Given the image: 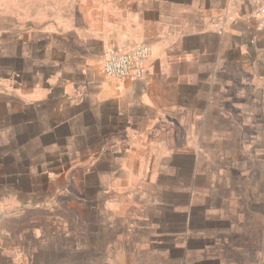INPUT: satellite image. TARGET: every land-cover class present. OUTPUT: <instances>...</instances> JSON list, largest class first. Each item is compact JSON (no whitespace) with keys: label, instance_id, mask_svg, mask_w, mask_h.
<instances>
[{"label":"crops","instance_id":"1","mask_svg":"<svg viewBox=\"0 0 264 264\" xmlns=\"http://www.w3.org/2000/svg\"><path fill=\"white\" fill-rule=\"evenodd\" d=\"M111 5L95 12L93 23L79 25L77 35L65 27L44 28L39 45L45 59L31 50L30 62L52 70L30 80L33 86L40 78L45 84L37 83L29 102L19 100L26 105L20 111L31 115L35 134L31 130L29 136L67 144L71 139L77 159L93 161L84 174L95 172L96 194L114 186L107 177L135 173L142 178L137 186L157 192L155 199L142 206L126 197L123 203L141 208L142 215L111 216L106 211L114 213L111 203L97 195L95 230L49 241L40 261L41 249L32 239L23 242L12 231L6 249L0 229V264L14 256L12 247L19 243L15 250L29 264H264V235L247 239L246 217L215 211L220 207L214 200H184L176 189L198 145L212 143L216 130L226 133L228 120L214 116L232 110L231 95L244 91L246 80L264 82L260 0H112ZM143 42L151 47L145 79L120 81L103 73L107 54ZM23 58L13 57L20 63ZM155 160L158 168L152 167ZM168 160L171 165L163 168ZM130 161L137 164L132 168ZM22 175L12 180L19 184ZM167 176H178L169 183L174 192L169 200Z\"/></svg>","mask_w":264,"mask_h":264},{"label":"rangeland","instance_id":"2","mask_svg":"<svg viewBox=\"0 0 264 264\" xmlns=\"http://www.w3.org/2000/svg\"><path fill=\"white\" fill-rule=\"evenodd\" d=\"M111 1L0 0V176L6 175L0 177V229L7 236L3 243L6 249L11 247L8 238L12 231L23 242L26 238L32 239L35 248L42 252L39 261L49 241L60 242L62 234H84L95 230L97 195L104 198L102 203H111L109 207L114 213L108 209L109 215L130 216L142 215L141 208L133 205L143 206L145 201L155 199L157 193L147 192L142 185L139 188L137 185L142 178L133 173L107 177V183L114 186L96 194L93 188L95 172L84 174L91 169L93 161L78 160L71 139L67 144L40 134L29 136L31 130H35L31 115L20 111L26 105L19 100L29 102L30 91L35 90L37 83L43 87L45 80L41 78L52 70L51 65L37 66L30 62L31 50L38 51V56L45 59V48L43 44L39 45V40L44 38V28L65 27L64 30L77 35L74 32L78 26L84 22L93 23L95 12L101 11L104 5L112 7ZM17 55L24 57L21 63L13 59ZM37 73L41 78L34 81L33 86L30 80ZM255 83L246 80L245 90L231 95L236 104L231 105L232 110L214 116L228 120L226 133L219 135L216 130V134L210 136L212 143L198 145L199 150L192 154L189 172L180 177V187L176 188H181L184 200L194 197L214 200L220 207L214 208L215 211L246 217L247 223L242 226L246 227L249 240L264 235V82ZM31 137L33 142L29 143ZM209 149L210 153L206 151ZM134 162L137 164V161H130V167L133 168ZM163 162L166 163L163 168H168L172 161ZM144 163L148 164L149 160ZM157 163V160L153 161L152 167L158 168ZM19 171L23 175L18 184L12 180V175ZM28 173L32 176L26 175ZM162 178L158 177L161 181ZM177 178L166 177L167 200L174 196L173 186L169 183ZM2 183L5 187H1ZM84 183H87L86 189ZM161 196L157 199L161 200ZM126 197L134 204L123 203ZM19 244L12 247L14 256L7 259L6 264H29L28 259L15 250Z\"/></svg>","mask_w":264,"mask_h":264},{"label":"built area","instance_id":"3","mask_svg":"<svg viewBox=\"0 0 264 264\" xmlns=\"http://www.w3.org/2000/svg\"><path fill=\"white\" fill-rule=\"evenodd\" d=\"M259 27H264V0H260L258 10ZM151 55V47L147 43H139L130 49L107 54L102 60L103 73L120 81L128 78L143 80L146 76V62Z\"/></svg>","mask_w":264,"mask_h":264}]
</instances>
